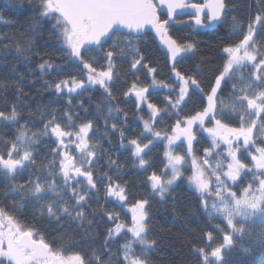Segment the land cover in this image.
<instances>
[{
    "label": "trees",
    "instance_id": "1",
    "mask_svg": "<svg viewBox=\"0 0 264 264\" xmlns=\"http://www.w3.org/2000/svg\"><path fill=\"white\" fill-rule=\"evenodd\" d=\"M225 5L214 27L206 17L201 23L184 17L167 24L159 14L157 26L163 29L143 38L111 34L115 68L108 82L96 75L108 64L102 59L107 48L88 58L74 55L66 46L67 26L50 0H0V161L23 163L15 175L0 166V211L52 253L78 257L82 264H264V222L230 230L214 216L211 199L189 188V173L166 193L152 187L167 167L165 142L152 134H171L209 106L206 127L238 129L247 123L238 99L244 95L238 92L242 75L227 72L226 51L248 37L264 45V0ZM159 35L175 48L163 50ZM251 72H244L252 81L250 96L263 89ZM260 81L264 85V77ZM152 111L158 117L148 134ZM259 126L262 142L264 115ZM193 135L191 151L181 143L178 155L199 158L210 149L208 139ZM78 144L91 157L82 159ZM147 145L138 158L136 148ZM61 147L79 161L47 206L37 190L67 177ZM118 195L121 207L113 202ZM138 205L147 218L142 243L127 232L115 238L116 224L131 226L125 211ZM219 249L221 258L211 260Z\"/></svg>",
    "mask_w": 264,
    "mask_h": 264
},
{
    "label": "rangeland",
    "instance_id": "2",
    "mask_svg": "<svg viewBox=\"0 0 264 264\" xmlns=\"http://www.w3.org/2000/svg\"><path fill=\"white\" fill-rule=\"evenodd\" d=\"M96 24L97 22L91 21L75 34L66 25V46L77 57L83 54L88 58L94 48L101 45L107 48L106 56L110 58V61H113L114 53L111 51L114 49L110 45L114 38L110 35L106 36L108 34L105 32L98 33L99 35L96 36L94 33ZM162 29V26H156L154 31L157 32ZM162 38L166 37L164 35L158 36L159 40ZM262 51H264V45L260 47L259 44L254 42L252 37L246 38L239 47L226 51L228 57L227 72L235 70L238 73L237 75H242L241 82L244 88L239 86L238 92H244V95L238 99L243 101L246 108V124L238 129L219 123L206 127V121L212 115V109L209 107V111L206 114H202L194 122L186 123L184 126H177L171 134H152L155 141L165 142V158L167 162L164 175L155 179L152 184L153 189L161 194L166 193L169 188L176 184L179 178L185 173H189V188L199 195L211 199L214 216L224 219L230 230L242 229L253 223L264 222V138L262 142H259L258 139L262 137L261 133L263 130L261 126L259 128L255 127L258 118L264 115V85L260 81V78L264 77V56L261 54ZM106 67L108 68L105 71L101 69L103 72L100 75L101 77L105 75L107 77L106 81L109 82L110 78L114 77L113 64H106ZM246 71H252L250 75L256 79V83L263 87V89H256L252 92V96L248 94L249 85L252 81L245 76L244 72ZM231 108L232 112L235 111L234 104L231 105ZM152 113V121L145 125L148 134L151 132L153 121L156 118L154 111ZM194 131L208 139L210 149L204 150L199 158H193L189 155L188 159H186L184 156L178 155L176 148L182 143L190 152L195 143ZM150 146L136 148V156L141 159ZM76 148L80 152L79 156L82 159L91 157L89 153L82 150L80 144ZM60 154L64 159L62 168L65 170L66 178H68L74 173L75 162L79 160L72 156L68 150H64L63 147L60 149ZM240 157L241 160L243 158L245 163L240 161ZM23 159L26 161L25 158ZM246 165L249 167H245ZM0 166L5 172L15 175L23 167V163L19 160L11 159L0 161ZM56 181L58 179H53L38 187L39 196L43 199L46 197L45 205L47 206H52L54 203L52 201H56L55 195L64 185V179H60L59 183ZM79 188L81 189L82 186H79ZM49 197L51 200L48 199ZM117 197L115 198L121 201V198ZM79 202L80 200H78ZM137 215L141 219L137 221L138 223H135L134 227L127 228L122 226L116 233L114 232V235L127 232L133 238L142 236L146 222L144 209L142 212L137 209L132 211V217ZM25 233L31 234L36 241L44 243L40 237H37L31 231L23 230L0 211V264H82L78 257H63L51 251L48 260H34L28 251L18 246V239ZM141 238L136 241L142 243L143 240ZM229 243L230 241L227 239L223 247L228 246ZM220 258V249L215 251L210 257L211 260ZM133 264L138 263L134 262Z\"/></svg>",
    "mask_w": 264,
    "mask_h": 264
},
{
    "label": "water",
    "instance_id": "3",
    "mask_svg": "<svg viewBox=\"0 0 264 264\" xmlns=\"http://www.w3.org/2000/svg\"><path fill=\"white\" fill-rule=\"evenodd\" d=\"M196 1H202L201 4ZM58 15L74 34L91 21H96L94 33H121L143 38L159 23V13L168 24L184 17L201 23L207 17L211 26L220 24L226 13L225 0H50ZM166 51L175 48L168 38L160 40ZM18 246L28 251L36 261L50 257V248L25 233L18 239Z\"/></svg>",
    "mask_w": 264,
    "mask_h": 264
},
{
    "label": "flooded vegetation",
    "instance_id": "4",
    "mask_svg": "<svg viewBox=\"0 0 264 264\" xmlns=\"http://www.w3.org/2000/svg\"><path fill=\"white\" fill-rule=\"evenodd\" d=\"M94 22H96V21H94ZM105 33L108 34V35H106V36L111 35V33H107V32H105ZM112 34H114V33H112ZM97 35H99V34H96V36H97ZM100 47H102V46L100 45V46H98V47H95L94 50H99ZM103 48H104V47H103ZM103 52H105V54H104V57H103L102 59L108 61V64H111L112 61H110V58L106 56V53H107L108 51H107L106 49H104ZM106 64H107V63H106ZM107 68H108V67L105 66V68H104L103 71H105ZM114 68H115V67H114V65H113V69H114ZM103 71H99V72L96 74L101 80H103V78H104V79H107V77H106L105 75H102V77H101L100 73L103 72ZM209 107H210V106H209ZM208 111H209V108H208L207 112H208ZM207 112H206V113H207ZM206 113H204V114H206ZM155 116H156V118L158 117L156 113H155ZM200 116H201V115H200ZM200 116H199V117H200ZM199 117H198V118H199ZM198 118H197V119H198ZM79 153H80V152H78V155H79ZM1 162H3V161H1ZM68 178H69V180H68ZM68 178H66V177L64 178V181L68 180V182L64 183L63 186H65V185H67V183H69V181H70V177H68ZM115 197H116V196H115ZM115 197L113 198V202L116 203V204H118L119 207L123 206V202H124V201H120L119 199L117 200ZM117 198H120V196L118 195ZM136 209H137L139 212H142L143 209H144V206H143V205H138V206L132 208L131 210H128V211L126 210V211H125V212H127V213L130 215V220H131V226H130V227H134V226H135V223H136L139 219H141L139 215H137L138 217H137V216L132 217V211H135ZM144 215H145V219H146V222H145V225H146V223H147V218H146L145 209H144ZM137 218H138V219H137ZM137 223H138V222H137ZM120 227H122V225L118 226V225L116 224V226L114 227V232L116 233V231H118V229H119ZM125 227H126V226H125ZM127 228H128V227H127ZM144 233H145V228L143 229L142 236L144 235ZM142 236H140V237H139V236H138V237L135 236V237H136L137 239H140ZM114 237L117 238V235H114Z\"/></svg>",
    "mask_w": 264,
    "mask_h": 264
}]
</instances>
